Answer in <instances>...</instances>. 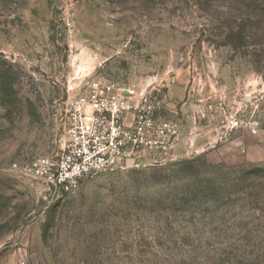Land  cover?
Masks as SVG:
<instances>
[{"label": "rangeland", "instance_id": "rangeland-1", "mask_svg": "<svg viewBox=\"0 0 264 264\" xmlns=\"http://www.w3.org/2000/svg\"><path fill=\"white\" fill-rule=\"evenodd\" d=\"M90 78L152 93L175 159L20 176ZM0 264H264V0H0Z\"/></svg>", "mask_w": 264, "mask_h": 264}, {"label": "built area", "instance_id": "built-area-1", "mask_svg": "<svg viewBox=\"0 0 264 264\" xmlns=\"http://www.w3.org/2000/svg\"><path fill=\"white\" fill-rule=\"evenodd\" d=\"M55 122V149L12 169L60 193L74 191L99 173L175 159L178 127L159 114L150 92L136 94L106 79H83L59 106ZM251 130L256 133V125Z\"/></svg>", "mask_w": 264, "mask_h": 264}, {"label": "water", "instance_id": "water-1", "mask_svg": "<svg viewBox=\"0 0 264 264\" xmlns=\"http://www.w3.org/2000/svg\"><path fill=\"white\" fill-rule=\"evenodd\" d=\"M127 165H128V166H131V165H132V162H131V161H129V162L127 163Z\"/></svg>", "mask_w": 264, "mask_h": 264}, {"label": "trees", "instance_id": "trees-1", "mask_svg": "<svg viewBox=\"0 0 264 264\" xmlns=\"http://www.w3.org/2000/svg\"><path fill=\"white\" fill-rule=\"evenodd\" d=\"M187 164L191 165V164H192V162H190V161H189V162H187Z\"/></svg>", "mask_w": 264, "mask_h": 264}]
</instances>
